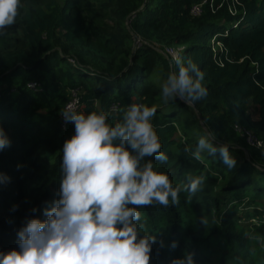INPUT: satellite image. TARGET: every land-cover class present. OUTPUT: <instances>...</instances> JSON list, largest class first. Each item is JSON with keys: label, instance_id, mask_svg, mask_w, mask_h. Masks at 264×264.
<instances>
[{"label": "trees", "instance_id": "16d2710c", "mask_svg": "<svg viewBox=\"0 0 264 264\" xmlns=\"http://www.w3.org/2000/svg\"><path fill=\"white\" fill-rule=\"evenodd\" d=\"M21 4L16 24L0 35V127L11 141L0 151V173L10 177L0 184V251L18 250L19 230L29 219L45 220L44 209L58 198L63 145L75 134L73 124L61 127L60 112L77 97L78 111L105 112L112 126L133 103L155 106L152 123L168 161L145 162L152 159L174 187L205 178L195 196L182 192L177 206L138 209L141 235L157 241L150 264L187 254L194 264H264V147L249 145L246 134L264 143V0ZM173 57L191 59L205 74L207 95L192 105L162 101L161 86L176 70ZM157 75L161 83L150 81ZM185 110L196 136L209 130L214 146H229L234 169L219 153L205 151L200 162L184 151L198 144ZM180 129L186 141L176 139ZM242 205L244 220L255 222L243 224Z\"/></svg>", "mask_w": 264, "mask_h": 264}, {"label": "clouds", "instance_id": "9594fccd", "mask_svg": "<svg viewBox=\"0 0 264 264\" xmlns=\"http://www.w3.org/2000/svg\"><path fill=\"white\" fill-rule=\"evenodd\" d=\"M21 7V0H0V35L16 24ZM173 60L176 70L161 86L163 103L179 99L192 105L203 99L204 72L191 59ZM78 103L68 102L60 112L66 124L74 125L75 134L63 145L58 198L44 209L45 220L26 221L18 232V250L0 251V264H150L157 241L154 235H141L145 224L138 209L177 206L182 192L191 198L201 189L203 175L174 187L167 174L154 170L152 159L145 162L168 161L152 123L155 106L133 103L112 126L105 112L86 114L78 111ZM214 140L206 130L195 149L189 145L184 151L200 162L205 151L214 157L219 153L226 168L234 169L237 160L229 146H214ZM10 146L0 127V151ZM9 181L0 173V184ZM202 222L206 225V218ZM171 264H194L193 256Z\"/></svg>", "mask_w": 264, "mask_h": 264}, {"label": "rangeland", "instance_id": "374dc122", "mask_svg": "<svg viewBox=\"0 0 264 264\" xmlns=\"http://www.w3.org/2000/svg\"><path fill=\"white\" fill-rule=\"evenodd\" d=\"M214 41H215V39H212V44H213V46H215V48H219L220 47V45H218V44H216V43H214ZM160 49V48H159ZM163 51H165V49L163 50ZM155 78V79H154ZM150 81H152V82H154V83H161V81H160V78H159V75H157L156 77H152L151 76V78H150ZM191 112L192 111H188V110H185L184 112H183V115H184V124H185V126H187L189 129H190V131H191V133H190V137L191 138H194V139H198L199 140V138H200V136L199 135H195V128H194V125H193V123H192V117H191ZM182 135H183V132H182V130L180 129L178 132H177V134H176V139H179V138H182L184 141H186L185 140V138H183L182 137ZM248 154V156H249V153H247ZM240 214H239V216H241L242 218H243V220H242V222H243V224L245 223V224H249V223H251V222H255V220L256 219H251L250 220V222H248L246 219L244 220V215H242V211L243 210H245V209H247V206H244V205H242L241 207H240ZM264 219V218H263Z\"/></svg>", "mask_w": 264, "mask_h": 264}, {"label": "built area", "instance_id": "2783aa9c", "mask_svg": "<svg viewBox=\"0 0 264 264\" xmlns=\"http://www.w3.org/2000/svg\"><path fill=\"white\" fill-rule=\"evenodd\" d=\"M200 11H201V6H196L194 8V11L193 12L195 14H199ZM164 52L166 54L176 55V53H175V51L173 49L165 48V51ZM29 87H30V89H33L35 91H41L40 87L37 84H35V83H30L29 84ZM76 100H78V98L77 97H73L72 100H71V102H74ZM78 108H79V103L77 105V109ZM115 109H117V107H115ZM61 125H62L61 127L65 128L66 123H65V121H64V119H63L62 116H61ZM246 134H247V141H248L249 145L255 146V147H258V148L264 147L263 141L257 139V137L252 132L247 131Z\"/></svg>", "mask_w": 264, "mask_h": 264}]
</instances>
